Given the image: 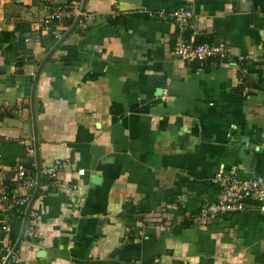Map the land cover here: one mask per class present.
Returning a JSON list of instances; mask_svg holds the SVG:
<instances>
[{
	"label": "crops",
	"instance_id": "0c3cea01",
	"mask_svg": "<svg viewBox=\"0 0 264 264\" xmlns=\"http://www.w3.org/2000/svg\"><path fill=\"white\" fill-rule=\"evenodd\" d=\"M58 1L71 13L46 27L41 0H0V171L32 193L14 181L33 160L48 54L41 165L64 163L55 183L42 178L38 236L9 264H264L258 200L195 218L217 201L222 167L264 176V0H87L82 13L84 0ZM179 7L193 12L185 36L224 42L229 61L175 55Z\"/></svg>",
	"mask_w": 264,
	"mask_h": 264
},
{
	"label": "built area",
	"instance_id": "2783aa9c",
	"mask_svg": "<svg viewBox=\"0 0 264 264\" xmlns=\"http://www.w3.org/2000/svg\"><path fill=\"white\" fill-rule=\"evenodd\" d=\"M41 2L46 10L44 18V25L46 27L51 26L56 20L62 19L71 13V5L69 4L62 5L58 0H41ZM149 14L164 17L167 12L164 9L156 12L149 10ZM171 16L180 26V32L174 44V53L176 56L187 62H202L214 59L229 61L231 59L230 49L224 42L210 43L201 38H197L195 34H192L190 37L185 36L187 25L193 17V12L190 8L179 7L171 13ZM243 81L244 75L240 78V82L242 83ZM35 155L36 148L34 146L27 147L26 156L33 160L25 159L16 165L17 173L14 184L19 189L32 188V193L29 195H21L18 190L11 189L4 173L0 171V204H2L4 211L0 217V244L6 247L7 255L12 251L16 243L13 236L15 220L12 209L23 207L25 214L26 207L31 200L37 184L38 169L37 163L34 161ZM63 165V161L58 160L51 166L42 167V178L47 177L49 182L55 183V177ZM79 173L83 174L84 170H79ZM212 182L219 188L217 201L204 205L199 213L196 214V220H207L228 213L244 212L249 208L252 200H258L264 208L263 175L243 176L240 174L237 165H230L228 167H222L217 171L212 178ZM77 187L76 185L74 186V188ZM48 190L49 183L42 181L40 191ZM82 200H85V198L82 197ZM36 214L37 212L32 208L25 233L26 237L35 238L38 236L37 230L30 226V219ZM15 253L10 261L15 259ZM7 255L2 256L0 263H4Z\"/></svg>",
	"mask_w": 264,
	"mask_h": 264
},
{
	"label": "water",
	"instance_id": "95a60500",
	"mask_svg": "<svg viewBox=\"0 0 264 264\" xmlns=\"http://www.w3.org/2000/svg\"><path fill=\"white\" fill-rule=\"evenodd\" d=\"M86 4H87V0H84L83 6H82V9H81V13L84 12V10L86 8ZM81 16H82V14H80L78 16L77 20L75 21L74 25L72 26V29L75 28L76 25L79 23V21L81 19ZM57 45H59V43ZM49 56H50V54H48V56L45 58V60L41 64V66H40V68H39V70H38V72L36 74V77H35V80H34V83H33V90H32V113H33V122H34L36 161H37V169H38L37 184H36L34 193H33L32 197H31V200H30L29 204L26 207L24 218H23V222H22V226H21L17 241H16L12 251L7 255V257H6V259H5L3 264H9V261H10L11 257L13 256V254L15 252H17V250L19 249L21 243L23 242V240L25 238V233H26V229H27L28 221H29V215H30V212L32 210L33 204H34V202H35V200H36V198H37V196L39 194L40 186H41V182H42V174H41L42 165H41V154H40L39 138H38V135H39L38 134V126H37V120H36L35 95H36V89H37V84H38L40 73L42 71V68H43L45 62L48 60Z\"/></svg>",
	"mask_w": 264,
	"mask_h": 264
},
{
	"label": "trees",
	"instance_id": "16d2710c",
	"mask_svg": "<svg viewBox=\"0 0 264 264\" xmlns=\"http://www.w3.org/2000/svg\"><path fill=\"white\" fill-rule=\"evenodd\" d=\"M22 211H23V209H22ZM22 211L20 213L15 211L16 215H15L14 220H16V221L14 223V234H13L15 241H16V239H17V237L19 235L20 229H21L22 219H23V216H24V213Z\"/></svg>",
	"mask_w": 264,
	"mask_h": 264
}]
</instances>
